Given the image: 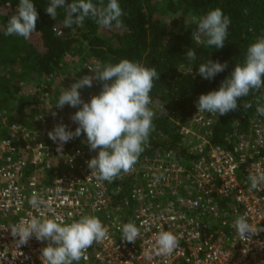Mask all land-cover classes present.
I'll list each match as a JSON object with an SVG mask.
<instances>
[{"label": "built area", "instance_id": "built-area-1", "mask_svg": "<svg viewBox=\"0 0 264 264\" xmlns=\"http://www.w3.org/2000/svg\"><path fill=\"white\" fill-rule=\"evenodd\" d=\"M63 75L30 82L35 101H29L23 123H10L0 112V264H43L47 241L33 235L19 244L12 236L11 227L22 220L60 216L71 222L83 215L97 216L108 234L81 264H264V183L250 191L247 179L264 174V116L256 114L249 130L235 132L223 148L212 144L217 114L198 113L196 105L186 123L175 117L179 146L153 149L147 142L132 171L99 181L87 167L99 149L90 150L86 134L65 143L62 152L48 137L58 124L72 132L78 126L71 117L82 105L56 106L62 89L70 87L66 79L53 85ZM245 213L261 229L250 239L233 227ZM128 222L140 229L131 243L121 239ZM160 231L179 239L171 254L158 251Z\"/></svg>", "mask_w": 264, "mask_h": 264}, {"label": "clouds", "instance_id": "clouds-1", "mask_svg": "<svg viewBox=\"0 0 264 264\" xmlns=\"http://www.w3.org/2000/svg\"><path fill=\"white\" fill-rule=\"evenodd\" d=\"M65 10V18L59 28L53 31L62 35L61 27L72 28L92 19L102 28L119 27L122 23V8L118 0H99V7L91 0H50L46 12L56 19L57 9ZM75 14V15H74ZM38 12L33 0H19L16 14L7 21L4 35L18 36L25 40L36 31ZM231 19L220 8L209 10L197 22L198 33L203 35L205 45L222 49L228 37ZM186 58L190 62L196 60V52L189 48ZM227 62L220 63L209 59L201 63L198 74L204 79L211 80L224 71ZM94 76L85 75L70 87L61 92L56 106L62 108L66 104L76 108L82 105L71 117L78 126L75 131H68L67 126L58 124L48 137L57 142V151L62 152L63 145L69 140L86 134L90 150L99 149L98 155L87 161V167L99 181L112 182L121 173L127 174L133 170L139 157L145 150L150 133L155 130L153 120L156 112L149 107L152 100L150 92L154 80H159L155 67H146L139 61L121 59L115 64H105L89 67ZM179 70V69H178ZM180 71V70H179ZM93 79L103 82L98 95L90 98L89 102L81 99L80 92L85 86L92 87ZM264 87V34L251 43L246 52L243 64H236L231 74L221 82L218 90L201 94L198 98V113L208 112L216 115H226L238 109V101L251 91H259ZM252 107L244 103L243 108ZM162 112L166 114L164 106ZM257 114L264 116V105H258ZM250 191L259 190L264 183V174H249ZM32 205L38 203L33 197ZM241 239L251 238L261 229L253 227L248 221L247 214L238 215L233 222ZM121 239L135 242L140 235V229L132 222L121 226ZM13 237H19V244L26 243L33 235L38 241H47L42 251L43 264H79L87 259L85 253L96 243L107 238V229L95 215H83L78 220L65 222L60 216L55 218H36L22 220L11 227ZM160 254H171L179 244V239L171 231H160L155 240Z\"/></svg>", "mask_w": 264, "mask_h": 264}, {"label": "trees", "instance_id": "trees-1", "mask_svg": "<svg viewBox=\"0 0 264 264\" xmlns=\"http://www.w3.org/2000/svg\"><path fill=\"white\" fill-rule=\"evenodd\" d=\"M49 2L33 0L38 12L36 31L25 40L4 35L7 21L16 14L19 0H0V70L4 69L10 76L0 77V112L9 113L10 123H23L29 116L26 107L30 103L23 94L24 85L60 72L81 56L80 61L84 64L88 60L103 65L115 64L121 59L139 61L146 67H155L159 73V80H154L150 92L152 103L149 107L156 112L155 130L148 140L153 149L179 146V127L172 117L186 123L195 112L199 96L218 90L236 64L244 63L248 46L264 34V0H168L165 3L118 0L123 12L121 26L126 28L124 31L113 30L115 22L111 28H102L92 19L85 18L77 31L75 25L61 27L62 35L53 28L61 26L65 10L58 8V15L53 19L45 10ZM91 2L99 7V0ZM107 2L104 0L105 4ZM165 8L171 14L195 15L197 21L184 31L169 33L161 12ZM215 8H220L231 19L222 49L207 47L206 38L197 30L199 18ZM189 48L196 52L194 62L185 56ZM209 59L222 64L227 62L224 71L211 80L198 74L199 65ZM263 95L264 87L251 91L238 101L236 111L226 115L217 113L212 144L227 148L235 132H247L257 114V106L264 105ZM244 103H250L252 107L244 109ZM162 106L166 114L162 112Z\"/></svg>", "mask_w": 264, "mask_h": 264}, {"label": "rangeland", "instance_id": "rangeland-1", "mask_svg": "<svg viewBox=\"0 0 264 264\" xmlns=\"http://www.w3.org/2000/svg\"><path fill=\"white\" fill-rule=\"evenodd\" d=\"M157 1L165 3L168 0H157ZM174 1H179V0H174ZM161 12H162L163 20L165 21V23L167 25L169 33H178V32L184 31L197 21L196 16L192 15V14H188V15H184L181 13L171 14L170 12L167 11L166 8ZM76 27H77V29H76V31H77V30H79L81 25L76 26ZM112 29L115 31L122 32L126 28H124L120 25L119 27L114 26ZM84 55H86V54L84 53ZM81 58H82V56L80 58H77V60L72 65H70L68 67L64 66L60 70V72H63L64 75L61 78H58L53 85L65 84L62 82V79H66L68 81L69 85L71 86L73 83H75L76 81H78L80 78H82L85 75L94 76V73L91 72L90 69L87 68V66L94 68L98 62L94 61V60H88V62L84 64V63H82V61H80ZM99 64H101V63H99ZM101 65H103V64H101ZM0 77H2L3 79L4 78H10V76L8 75V73H6V71L4 69L0 70ZM52 82H54V81L52 80L51 83ZM51 83H49V84H51ZM53 85H49V87L51 89L50 96H52V86ZM102 85H103V82L93 79L92 87L85 86V87L80 89L81 99L89 102L90 98L92 96L98 95L100 93V91L102 90ZM66 87H68V84L66 85ZM66 87H64L62 89V91H64ZM32 93H33V87H32L30 82H27L24 85L23 94H24V96L29 98L30 102L35 101L33 99L34 96L32 95ZM37 99H38V97H37ZM4 113H6V115H9V113L7 111H4ZM172 118L174 120H176L175 117H172ZM79 264H81V261L79 262Z\"/></svg>", "mask_w": 264, "mask_h": 264}]
</instances>
